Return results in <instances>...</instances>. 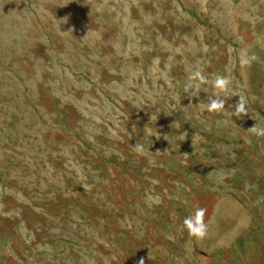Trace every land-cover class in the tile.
Segmentation results:
<instances>
[{"label": "rangeland", "instance_id": "obj_1", "mask_svg": "<svg viewBox=\"0 0 264 264\" xmlns=\"http://www.w3.org/2000/svg\"><path fill=\"white\" fill-rule=\"evenodd\" d=\"M254 124L264 0H0V264H264Z\"/></svg>", "mask_w": 264, "mask_h": 264}, {"label": "clouds", "instance_id": "obj_2", "mask_svg": "<svg viewBox=\"0 0 264 264\" xmlns=\"http://www.w3.org/2000/svg\"><path fill=\"white\" fill-rule=\"evenodd\" d=\"M258 56L255 53L248 54L244 53L241 62L247 66H251L252 63L258 60ZM208 78L203 74V72L196 68L194 69L188 77V83L185 85V91H190L194 88H198L202 83H208ZM213 88L215 89V95L208 99V103L206 105V110L210 113H221L226 111L225 105L227 100L221 98L222 94L229 93L230 87L232 85V80L227 75L218 74L212 81H210ZM239 99L234 105L235 114L238 115H248L247 107H246V98L243 95L237 96ZM250 133L256 135L257 137H264V127H258L256 124L248 129ZM134 150L138 154H143V146L136 145L134 146ZM207 213V209L203 207H197L194 210V213L185 217L182 226L184 229L188 231V234L196 239L203 240L209 234V225L205 221V216ZM138 264H144L143 258H141Z\"/></svg>", "mask_w": 264, "mask_h": 264}]
</instances>
